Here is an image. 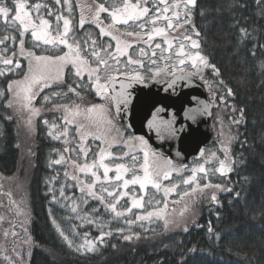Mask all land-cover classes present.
Segmentation results:
<instances>
[{"label": "snow or ice", "instance_id": "1", "mask_svg": "<svg viewBox=\"0 0 264 264\" xmlns=\"http://www.w3.org/2000/svg\"><path fill=\"white\" fill-rule=\"evenodd\" d=\"M151 5V6H150ZM197 6V0H121L119 4H108V0H52V4L47 2H32V0H0V26L4 29V35L0 37V77L8 80L6 93H0L3 96V103L6 108L14 112L27 111L30 116L28 124L31 125V116L38 115L41 109L34 107L33 101L39 96H43L45 104L53 103L55 111H61L62 130L57 124L52 128L56 132H49L53 139H64L65 144H70L68 140L70 128L74 127L75 133L72 135V141L75 146L65 147L63 152L69 153L66 158L61 154L60 159L53 161L55 165L62 162L70 163L71 173L65 169L64 175L75 183L68 185L81 193V202L88 204V198L96 200L110 211L116 218L124 217L131 212L133 208H144V195L133 196L131 207L119 210L120 201L129 195L130 186L133 188L139 186L141 193H147L149 186L155 189L157 193L162 191L164 207L160 208L161 200H155V208L152 211H146L144 215H137V221L150 220L153 217L163 219L165 228L170 223H176L166 216L168 199L171 194L178 193L179 185L170 183V186L164 185L163 181H171L173 173L181 174L186 166L177 167L173 164L172 159L165 158L163 153L157 152L151 145V137L145 135L128 134L125 139V133H122L116 127L114 121L117 117L123 120L121 113H127L130 105L135 103V96L130 89L134 85H143L148 79L159 80L160 76L170 74L171 80L167 81L168 87L175 90L177 80L191 82L194 77L199 76L204 79L203 72L205 69H211L212 74L216 77L221 75L220 69L210 62V60L201 53L200 42L198 37L200 33L196 30L195 25L191 24L192 10ZM254 6L261 19H264V0H254ZM240 9H246L249 5L243 0L236 5ZM80 10L79 26L83 30L88 23L95 25L99 30V37H110L115 42V48L109 43L106 47L99 44L97 39L88 36L80 39L73 35L72 15L74 9ZM67 13V14H65ZM110 18V23L105 24L104 16ZM203 14V13H202ZM52 17L55 18L53 25ZM135 25L138 31H126L121 33L116 28L117 25ZM238 23V22H237ZM163 24L164 26H159ZM190 25L193 35L188 34L185 25ZM180 30V31H178ZM176 33V35H172ZM240 33L244 37L250 35L246 28H240ZM30 35L33 47L26 48V37ZM136 37L141 40L145 47H139L136 52V58H133L130 49L133 44L123 37ZM162 38V43H156V38ZM58 49L62 54H38L36 49L41 47ZM264 48V45H254L252 55H255V47ZM65 49H67L65 51ZM148 49L151 50L149 55ZM195 50V51H192ZM103 53V54H102ZM159 59L169 61L175 56L176 64L168 67L165 63L164 68L156 67L157 54ZM127 58L124 65H137L140 68L145 67V60H148L153 67L148 68L149 75L140 71L134 72H117L123 76V80H117L112 74L114 66L122 63V58ZM26 61V65L25 62ZM191 69H188V63ZM179 73V76H177ZM19 75L21 79H8L10 76ZM87 76V79H85ZM119 83V90L115 85ZM207 83V81H205ZM65 87L66 91H54L58 87ZM226 87L223 80L220 85ZM45 90H49L45 94ZM94 92L95 96L103 100V103L86 104L88 98L85 93ZM72 94L80 100V103H55L61 98L67 99ZM216 94L213 93V96ZM227 95L233 96L231 88H227ZM193 101L198 98L193 97ZM221 103L225 101L223 95L219 96ZM203 103V102H200ZM115 108V116L112 109ZM209 104L204 103L203 107H190L184 110V120L186 122L177 127L178 118L174 110H169L164 105H153L150 118L146 119V127L161 141H171L181 138L187 131L190 135L194 133L193 124H197L198 115L207 112ZM236 111V109H233ZM241 119L230 117L234 125H240L244 117V109L238 110ZM167 115L168 118H165ZM12 119L11 116L7 117ZM46 124L48 121H44ZM115 133V135H113ZM91 137L95 141H101L108 147L113 146V141L122 143L124 147L134 151H126L119 159L130 158L131 164L116 163L114 169L109 166L105 160L113 157V153L105 147H100L99 152L88 162L90 147H85V142ZM231 139V138H230ZM229 139V142H230ZM243 146V145H242ZM225 159L219 161L217 172L224 174L232 169L226 161L228 160V149L225 147ZM75 154L76 158H72ZM142 154V161L140 155ZM204 150L201 149L200 155L203 156ZM83 155L84 162H79V157ZM179 155V153H177ZM215 156V153L212 154ZM102 169V175L101 170ZM115 172L114 176L110 172ZM192 174L183 178V185L191 187V192H184L181 195L186 197L197 191L200 187L197 180V173H204L207 178L208 170L204 164H199L191 169ZM142 173V174H141ZM130 177V178H129ZM209 184L203 185L204 188ZM215 187L219 188V185ZM65 186H61L60 198L69 201L64 207H71L72 216L67 219H80L82 222L89 224L102 223L99 217L89 218L90 213L83 216L79 213V205L74 198L66 197L64 194ZM228 191H231L229 189ZM239 193H237V196ZM216 201V196H212ZM53 201L57 197L53 195ZM58 202V201H57ZM149 204L152 201H148ZM94 209L93 212H98ZM51 215V213H50ZM135 221L127 220L126 223L131 225ZM56 230L60 236L73 247V241L65 234L64 230L53 219ZM77 226L72 225V231L76 233ZM123 233L124 229H118ZM184 231H188L185 226ZM211 232V228H209ZM7 237V230L4 233ZM16 235L15 232L12 233ZM87 237V233L84 234ZM105 235H111V232L104 233L97 237V241L103 243ZM130 235H123L125 241L131 240ZM139 239V235L136 234ZM30 239V238H29ZM28 241H25L27 243ZM115 247V246H114ZM86 249L88 252L96 250V242L85 239L84 243L77 247V251ZM194 253L195 249H190ZM23 257L21 256V261Z\"/></svg>", "mask_w": 264, "mask_h": 264}, {"label": "trees", "instance_id": "2", "mask_svg": "<svg viewBox=\"0 0 264 264\" xmlns=\"http://www.w3.org/2000/svg\"><path fill=\"white\" fill-rule=\"evenodd\" d=\"M32 2L52 4V0ZM240 2L197 0L191 14V24L200 33L199 50L221 73L216 77L211 69L205 70L206 93L211 99L208 83L219 86L223 80L226 87L219 89L225 97L224 103H232L235 115L243 108L244 117L236 125L235 140L228 147L226 162L232 170L211 179L204 193L198 194L195 215L186 224L187 232L185 227L165 229L162 222L146 230L136 222L129 232L131 240L125 241L122 234L112 231L100 243L96 239L99 231L89 225L84 231L96 242V250L80 253L68 247L53 228L49 213L55 212L49 207L46 190L48 180L57 174L51 164L60 146L45 138L42 123L38 125L35 145L22 152L15 119L0 95V177L5 181L21 178L26 184L23 195L30 210L28 232L37 245L30 253L28 264H264V48L255 47L252 55L254 45H264V19L259 17L254 0H243L249 5L246 9L236 7ZM240 28H246L250 35L242 36ZM185 29L197 38L190 25L186 24ZM4 34L0 26V37ZM29 38L30 35L26 37V48L31 49ZM20 77L14 75L8 79ZM7 83V79L0 77V93H6ZM227 88L232 89L233 96L227 95ZM53 90L64 92L66 88ZM85 95L86 104L95 100L91 94ZM37 100L33 101L35 105ZM211 100L218 105L214 98ZM73 102L80 100L72 94L55 101ZM125 134L129 133L125 131Z\"/></svg>", "mask_w": 264, "mask_h": 264}, {"label": "rangeland", "instance_id": "3", "mask_svg": "<svg viewBox=\"0 0 264 264\" xmlns=\"http://www.w3.org/2000/svg\"><path fill=\"white\" fill-rule=\"evenodd\" d=\"M77 0H74L73 3L75 4ZM121 0H108V4L111 5L112 3L119 4ZM135 2V0H133ZM171 2V0H169ZM151 6V5H150ZM67 14V13H65ZM78 14V19L77 15ZM79 15L80 10L78 8L74 9V13L71 17L73 22V35L77 38L84 39L88 36H91L94 39H97L99 44L104 45L105 47L111 43L113 46V50L115 48V42L110 40V37H104L105 39L100 40L99 39V30L95 27L93 24H86L83 28V30L80 29L79 26ZM53 25H55V18L52 17ZM104 22L105 24L110 23V18L107 16H104ZM91 25L90 27H87ZM159 26H164L163 24ZM186 28V25L184 26ZM117 29L121 33H124L126 31H138L139 29L130 23V25H117ZM81 30V31H78ZM180 31V30H178ZM189 34V33H188ZM172 35H176V33H173ZM191 35V34H190ZM124 39L128 40L133 44V48L130 49L132 52L133 58H136V52H138L139 47H145L147 49V45L143 44L141 40H138L136 37H123ZM29 42L31 46H33L31 37L29 38ZM156 43H162V38H156ZM67 49H65L66 51ZM38 54H43L42 52H45V54H62L59 52L58 49L53 48H45L41 47V49H36ZM149 55H151V50L148 49ZM195 51V50H192ZM103 54V53H102ZM157 65L156 67L164 68L165 63L168 64V67H171L173 64H176L177 61L175 60V56L173 55V58L169 61H163L159 59V53L157 54ZM26 65V61L24 62ZM127 63V58H122V63L119 66H114L113 68V75L119 76L117 72V68L119 71L124 72H134V71H140L142 73H145L146 75L150 76V73L148 72L149 67H153L148 60H145V67L140 68L137 65H128L126 68L124 65ZM188 69H191L190 62L188 63ZM206 70V69H205ZM205 70L203 72L204 79L201 80L199 76H196V78L202 82V84H206V77H205ZM121 76V75H120ZM171 75H161L159 80L166 79L170 77ZM20 77L19 79H21ZM85 79H87V76H85ZM147 81H153L152 79H148ZM211 83V82H210ZM208 83V86L210 88V95L212 98L215 99V101L218 102V105L213 106L212 115L210 119V127L212 131V137L210 143L203 148L204 154L203 156L199 154L192 158L189 163L186 165V168L184 171H182L181 174L177 175L176 173H173L171 181H163L164 185L170 186V183H175L179 185L178 193H173L170 195L168 199V205L166 209V216L170 220H175L176 223H170L167 228H180L183 229L187 223H189L193 217H194V206L197 203V199L199 198V193H204V190L206 188L203 187L205 184H209L211 182V179L217 178L220 172H217L216 169L219 168V161L225 159V152L224 148L226 147L228 149L229 146L234 142L236 137V125L232 123V120L230 117H234L236 119H240L239 114L235 115V111H233L234 107L232 103H221L219 100V96L222 95L219 86L213 82L211 85ZM49 90H45V94H48ZM213 93L216 95L213 96ZM92 95V98L94 101L91 103H103V100L95 96L94 92L90 93ZM211 98V99H212ZM37 103L34 104V107L41 109L38 115L31 116V125L28 124V119L30 114L27 111H24L22 113L20 112H14L11 109L12 117L15 119V132L18 138L19 142V148L23 152L24 150L31 149V146L35 145L36 141V134L38 133V125L44 123L43 125L45 129V138H47L48 141L58 143L60 146V149H57L55 152L56 159H60L61 154H63L66 158L69 157V153H64L63 150L65 147L68 146H75V142L72 141V135L75 133L74 127L70 128V135L68 137V140L71 142L70 144H65L64 139L61 138L59 140L53 139L51 135H49V132H56V129L52 128V125L55 123L57 124L61 130L63 127L62 124V117L63 113L61 111H55L53 109V103H47L45 104L43 101V96L37 97ZM213 101V100H212ZM80 103V102H75ZM65 104H71V103H65ZM44 121H48L46 124ZM114 123L116 124V127L120 129V131L123 133L121 127L118 125L117 121L115 120ZM115 135V133H113ZM127 136H125V139ZM231 138V139H230ZM230 139V142H229ZM85 147H90L91 151L88 154V162L90 163L92 159L96 156V154L99 152L100 147L107 148L108 151H111L113 153V157H109L105 160L106 163L109 164L110 167L114 169L116 163H127L131 164L130 158L128 159H119V157L123 156V153L126 151H134L129 148L124 147L122 143H117L116 141H113V146L108 147L107 144H102L101 141H95L91 137L87 139L85 142ZM215 153V156L212 154ZM72 158H76L75 154H71ZM55 159V160H56ZM140 159L142 161V154L140 155ZM54 160V161H55ZM79 162H84V157L81 155L79 157ZM227 163V162H226ZM199 164H204L205 168L208 170L207 178H205L204 173H197V180L199 182V188L197 191L189 196H182L181 194L184 192H191V187H196V185H192L191 187L183 185L182 181L183 178H186L187 176H190L192 174L191 169L193 167H196ZM71 173V165L70 163H64L60 165L51 164V169L59 175V177H53L52 179L48 180L47 182V193L49 194V207L53 212L51 214V220L53 224V219H55L56 223L59 224V226L64 230L65 234L69 236V238L73 241V247H70L76 252L83 253L87 251L86 249H81L80 251H77V247L84 243L85 239L92 240L91 236L89 235V232L84 231L87 226L92 225L93 229L96 231H99L100 235L103 231L104 233L108 232H117L122 235H130L129 232L133 230L131 225L127 224V220L135 221L134 223L138 222V224H141L139 227L141 229H148L150 227H154L158 224V222H162L164 224L163 219H158L156 217L151 218L150 220H143V221H137L136 216L137 215H144L146 214V211H152L155 208V200H161L162 203L160 204V208L164 207L163 204V193L162 191L160 193H157L155 189H152L150 186L147 189L146 195L141 193L139 190V186H135L134 188L130 186L129 195L124 197L119 205V210H124L128 207H131V199L133 196H136L137 198L141 195H144L145 203L143 209H136L133 208L131 212L127 213L124 217L116 218L113 213L110 211H107L104 209L102 205L96 200H93L91 198H88V204L85 205L81 202V193L71 187H68V185H72L75 182L70 180L69 178L65 177L64 172L65 169ZM101 175H102V169ZM142 174V173H141ZM111 176L115 175V172H110ZM130 178V177H129ZM21 178H16L15 180H7L5 181L0 177V262L1 264H28L29 256L31 251L37 247V245L32 241L29 232H28V226L30 223V210L26 203L25 197L23 195V188L25 189L26 184L20 180ZM24 183V184H23ZM65 186L64 188V194L66 197L74 198L75 202L79 205V213L81 216H83L86 212L90 213L89 218L99 217L100 221L102 223H95V224H89L87 222H82L80 219H72L68 220L67 218L69 216H72L71 213V207H64L65 203H68L71 205V200L65 201L60 198V189L61 186ZM75 190L77 192H75ZM53 195L57 197V201H53ZM152 201L151 204L148 203V201ZM94 209H99L98 212H93ZM50 214V213H49ZM75 224L77 226L76 233L74 234L72 231V225ZM53 228L56 231L57 235L59 236V239L63 241L64 239L60 236V234L56 230V225L53 224ZM165 228V224H164ZM118 229H124V232L121 233L118 231ZM166 229V228H165ZM7 230L8 235L5 237L4 233ZM15 232L16 235L13 236L12 233ZM85 233H87V237H85ZM30 238V239H29ZM25 241H28L25 243ZM93 241V240H92ZM66 245L69 247L68 243L64 240ZM21 256L23 257V260L21 261Z\"/></svg>", "mask_w": 264, "mask_h": 264}, {"label": "water", "instance_id": "4", "mask_svg": "<svg viewBox=\"0 0 264 264\" xmlns=\"http://www.w3.org/2000/svg\"><path fill=\"white\" fill-rule=\"evenodd\" d=\"M179 76V73H177ZM123 80V77L116 78ZM172 76L162 82H147L143 85H134L130 91L134 93L135 103L130 105L127 113H121L123 120L119 117L116 120L133 135H145L151 137L150 145L159 153H163L165 158H170L173 164L177 167L186 166L189 161L196 157L202 148H204L211 140L212 131L210 127V119L212 115L213 102L210 100L204 85L194 77L191 82L177 80L175 90L168 87L167 81L171 80ZM119 90L120 84L115 85ZM193 97H197L193 101ZM203 102V103H200ZM210 105L207 112L203 115H198L197 124H193L195 130L193 134L187 131L184 135L176 140L161 141L154 131L150 132L146 127V119L151 116L153 105H164L169 110H174L177 113L179 127L181 124L191 123L184 120V110L190 107H203V104ZM115 116V108L112 109ZM165 118H168L165 115ZM179 153V155H177Z\"/></svg>", "mask_w": 264, "mask_h": 264}, {"label": "flooded vegetation", "instance_id": "5", "mask_svg": "<svg viewBox=\"0 0 264 264\" xmlns=\"http://www.w3.org/2000/svg\"><path fill=\"white\" fill-rule=\"evenodd\" d=\"M118 77H123V76H120V75H119V76H116V78H118ZM170 77H171V76H170ZM170 77H168V78H170ZM123 78H124V77H123ZM168 78L163 79V80H158V81H157V80H153V81H147V82H162V81H166ZM116 121H117V120H116ZM117 123H118V125L121 127L123 133H125L126 130L123 128V126H122L118 121H117ZM126 133H129V132L126 131ZM129 134H130V133H129ZM127 135H128V134H125V136H127ZM208 144H209V143H208ZM208 144H207V145H208ZM207 145H206V146H207ZM206 146H205V147H206ZM202 149H203V148H202ZM56 177H59V175L56 174Z\"/></svg>", "mask_w": 264, "mask_h": 264}]
</instances>
